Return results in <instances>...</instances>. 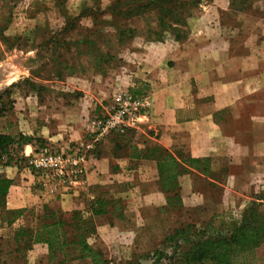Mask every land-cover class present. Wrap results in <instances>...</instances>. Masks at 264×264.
Wrapping results in <instances>:
<instances>
[{
	"label": "crops",
	"instance_id": "1",
	"mask_svg": "<svg viewBox=\"0 0 264 264\" xmlns=\"http://www.w3.org/2000/svg\"><path fill=\"white\" fill-rule=\"evenodd\" d=\"M145 15L149 25L141 21L131 45L117 53L114 68L118 71L111 75L108 65L106 70L91 69L93 73H81L84 84L80 80L79 86L76 82L71 88L75 94L60 93L68 122L39 127L28 114L22 129L41 133L64 150V137L81 141L85 114L94 104L113 97L117 90L147 95L150 107L127 139L136 150L115 149L116 140L106 141L100 154L87 160L86 186L118 184L125 168L134 164L135 171L153 179L157 160L168 152L179 161L186 156L208 159L207 174L193 169L178 177L182 201L196 190L202 204L216 205L214 188H223L228 195H245L252 180L264 179V11L254 15L251 7L237 9L230 0H201L185 16L182 37L166 31L160 39L152 36V31L159 30L156 16ZM30 98H25L28 109ZM50 104L57 105L54 100ZM47 107L38 104L43 119L50 114ZM25 147L29 148L26 153L33 151L32 144ZM2 172L11 180L20 174L8 166ZM12 184L7 194L9 208L20 206ZM201 184L202 189L195 188Z\"/></svg>",
	"mask_w": 264,
	"mask_h": 264
},
{
	"label": "rangeland",
	"instance_id": "2",
	"mask_svg": "<svg viewBox=\"0 0 264 264\" xmlns=\"http://www.w3.org/2000/svg\"><path fill=\"white\" fill-rule=\"evenodd\" d=\"M113 2L114 0H0V132H23L22 134L31 136L33 151L30 153L41 148L65 152L78 143L67 141L68 136L64 137L67 147L62 150L61 146L50 143L41 133H27V129H22L25 126L23 121L28 122L30 114L34 126H63L68 121L64 114L65 101L60 93L67 91L70 95L75 94L70 90L76 82L79 86L84 77L81 73L96 70L90 61V48H109L116 54L122 52L116 46L115 26H122L127 21L126 18H116L106 12ZM248 7L252 8L254 15H258L264 11V0H248L242 9ZM83 8L86 9L85 14L77 19L72 26L74 28L64 30L69 20ZM114 67V62H111L109 69L107 66L104 69L113 75L119 70L117 66ZM77 76L79 79L75 78ZM81 81L85 83L84 80ZM29 95L31 98L28 109L25 98ZM32 97L35 98L33 103ZM108 98L92 106L90 113L87 116L85 114L87 121L100 114L103 105L110 104L112 96ZM53 100L57 105L50 104ZM67 101L68 104L73 103L70 98ZM39 102L50 110L45 119L42 118L44 115L41 111L37 110ZM55 113L63 114L56 116ZM83 138L82 129L81 141ZM25 148L24 146L23 156L26 149L29 151V148ZM133 168L135 164L125 168L122 181L118 185L109 186L114 197L121 198L124 214L118 218L117 212H113L110 207L107 213L92 215L89 219L88 243L100 248L114 264L152 252L165 233L180 225L194 223L203 226L212 214L229 215L239 212L250 202L259 203L260 209L264 210V179L252 180L250 190L243 196L228 195L225 194V189L214 188L213 199L217 202L216 205L212 202L205 205V201L202 204L203 199H200L195 190L182 201L179 210L177 207H166V195L160 190L158 174L152 179L142 176L141 172ZM14 170L20 173L12 180V185H15L12 191L18 196L20 206L10 209L25 211L10 227L0 221V264H90L87 259H78L71 249L56 254L51 261L45 244H32L28 249L16 248L14 229L19 225L30 226V212L40 210L43 204H49L61 209L66 219H69L72 212L89 208L91 199L83 197L78 191L74 193L73 190L60 186L59 191L62 189L61 193L68 195L61 196L58 188L50 191L51 182L40 173L31 172L26 167H14ZM195 188L202 189L203 185H196ZM257 256L264 262V246Z\"/></svg>",
	"mask_w": 264,
	"mask_h": 264
},
{
	"label": "trees",
	"instance_id": "3",
	"mask_svg": "<svg viewBox=\"0 0 264 264\" xmlns=\"http://www.w3.org/2000/svg\"><path fill=\"white\" fill-rule=\"evenodd\" d=\"M200 1L114 0L113 5L106 12L115 15L116 18H126L127 21L122 26H115L116 46L121 48L128 45L137 36L136 26L141 21L149 25L150 19L147 15L144 16L145 13L156 16L159 30L152 31L153 37L163 38L166 31H170L178 38L182 37L185 16ZM230 1L237 9H242L248 2V0ZM85 10L83 8L77 16L72 17L68 26H64V30H72L74 28L72 26L85 14ZM89 55L97 71L117 59V54L111 49L90 48ZM134 130L127 128L123 132L112 131L94 147L90 155L100 154L102 146L108 140H116L115 149L125 146L126 152L127 149H130V152L136 150L127 143ZM32 140L31 136L22 133L0 132V165L18 169L26 167V157L22 155L23 147L27 144L33 145ZM208 167L207 158L186 156L179 161L168 152L162 154L157 160V174L160 190L166 195V207L181 209L182 199L178 182L180 175L190 173L193 169L207 174ZM30 171L39 174L38 171ZM11 184L10 178L0 174V221L7 227L12 226L25 211L6 207V197ZM109 186L95 184L88 186L84 191H79L80 195L91 199L90 206L85 210L72 212L69 219H66L61 209L49 204H43L40 210L30 212V226L19 225L14 229L13 239L16 248L28 249L32 244L40 243L47 246L51 261L56 254L71 249L78 259H87L90 264H114L100 248L93 247L87 241L90 216L107 213L110 207L113 212H117L118 218L124 214L121 198L114 197ZM114 187L117 189L116 186ZM263 246L264 210L260 209L259 203L250 202L239 212H232L229 215L212 214L203 226L187 223L175 227L163 235L152 252L134 256L133 259L117 264H264L257 256Z\"/></svg>",
	"mask_w": 264,
	"mask_h": 264
},
{
	"label": "built area",
	"instance_id": "4",
	"mask_svg": "<svg viewBox=\"0 0 264 264\" xmlns=\"http://www.w3.org/2000/svg\"><path fill=\"white\" fill-rule=\"evenodd\" d=\"M150 103L147 95L135 94L129 90L117 91L111 103L103 106L100 114L86 122L82 141L65 152L47 148H41L37 152H25L26 168L38 171L51 182L50 191L60 186L73 191L86 190V163L91 156L90 152L112 131L136 129Z\"/></svg>",
	"mask_w": 264,
	"mask_h": 264
}]
</instances>
